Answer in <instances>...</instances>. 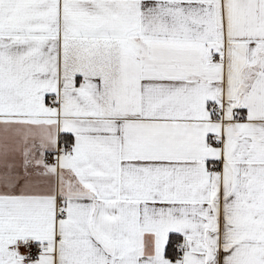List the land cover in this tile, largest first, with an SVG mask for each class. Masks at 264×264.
Masks as SVG:
<instances>
[{
    "label": "snow or ice",
    "instance_id": "6c2138e0",
    "mask_svg": "<svg viewBox=\"0 0 264 264\" xmlns=\"http://www.w3.org/2000/svg\"><path fill=\"white\" fill-rule=\"evenodd\" d=\"M0 264H264V0H0Z\"/></svg>",
    "mask_w": 264,
    "mask_h": 264
}]
</instances>
